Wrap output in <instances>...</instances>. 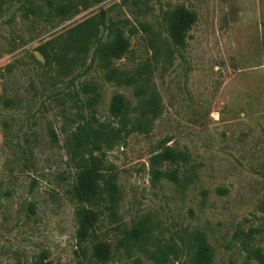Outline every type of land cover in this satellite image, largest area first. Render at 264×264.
Here are the masks:
<instances>
[{
  "label": "rangeland",
  "instance_id": "374dc122",
  "mask_svg": "<svg viewBox=\"0 0 264 264\" xmlns=\"http://www.w3.org/2000/svg\"><path fill=\"white\" fill-rule=\"evenodd\" d=\"M36 2L42 10L26 14L28 0H0V264H90L77 232L70 193L77 168L66 139L92 116L116 124L115 94L132 106L139 97L135 86L107 80L91 51L70 53L69 70L39 51L87 19L104 38L105 25L124 28L130 46L116 65L146 67L162 105L148 132L104 150L121 199L117 217L104 210L100 235L115 242L146 217L161 239L202 231L216 264H258L237 233L254 229L251 243L264 249V0H73V16ZM179 7L197 19L186 47L168 55L167 17ZM88 86L98 93L93 107ZM164 144L190 154L188 164L166 166L179 169L181 183L152 181L150 158ZM128 261L121 251L110 264ZM175 263L189 264L184 256Z\"/></svg>",
  "mask_w": 264,
  "mask_h": 264
},
{
  "label": "trees",
  "instance_id": "16d2710c",
  "mask_svg": "<svg viewBox=\"0 0 264 264\" xmlns=\"http://www.w3.org/2000/svg\"><path fill=\"white\" fill-rule=\"evenodd\" d=\"M38 0H28L27 13H39L42 10ZM49 7L50 14L58 16H73V0H43ZM197 15L184 7H179L176 13L167 17L166 29L170 43L166 50L168 55L175 48H184L187 45L188 31L196 21ZM104 22V21H103ZM108 37L98 35V26L93 19H87L65 32L42 42L39 51L48 63L55 64L61 70H69L74 63L70 53L91 51V61L97 62L105 69L106 79L120 85L135 86L139 97L136 106H132L123 94L113 96L110 105L111 115L118 119L116 124L97 121L95 116L76 125L67 139L66 145L71 160L76 165L74 181L70 193L74 201L77 232L83 242L82 251L90 264H110L116 252H125L129 261L127 264H150L139 254H143L151 264H176L175 259L186 257L189 264H216L214 261V248L206 235L198 230H187L178 235L179 239L171 236L161 239L154 233V226L146 217L138 220L131 227H123L121 235L114 241L103 237L98 232V226L108 210L117 217V209L121 199V190L117 181L115 166L107 163L104 150L113 148L118 140L130 135L132 132H148L150 121L162 111L159 93L149 80L146 67L137 71H128L119 68L116 60L121 59L129 50L130 40L125 30L117 25H105ZM133 30V29H131ZM92 36H96V45L89 49ZM93 91L88 100L90 107L98 101V93ZM8 104L11 99L6 100ZM138 112L131 117L132 110ZM99 152V154H95ZM190 162V154L171 145H161L150 158V172L153 183L168 179L175 183L182 182L179 169H169L167 165H186ZM33 209L35 205H30ZM254 229L247 232L238 231L242 245L247 249L258 264H264V249L253 245ZM137 252L139 254H137ZM237 264V263H232Z\"/></svg>",
  "mask_w": 264,
  "mask_h": 264
}]
</instances>
